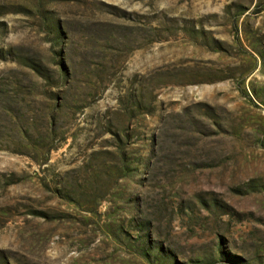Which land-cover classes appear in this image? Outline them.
I'll return each instance as SVG.
<instances>
[{"label":"rangeland","instance_id":"rangeland-1","mask_svg":"<svg viewBox=\"0 0 264 264\" xmlns=\"http://www.w3.org/2000/svg\"><path fill=\"white\" fill-rule=\"evenodd\" d=\"M0 264H264V0H0Z\"/></svg>","mask_w":264,"mask_h":264}]
</instances>
